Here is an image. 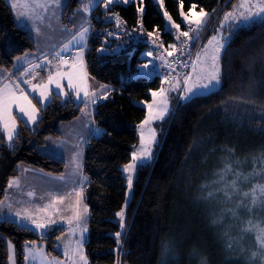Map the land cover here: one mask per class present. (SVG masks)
<instances>
[{"label":"trees","instance_id":"1","mask_svg":"<svg viewBox=\"0 0 264 264\" xmlns=\"http://www.w3.org/2000/svg\"><path fill=\"white\" fill-rule=\"evenodd\" d=\"M235 1L192 0L206 10L217 9V13L230 10ZM82 3L83 0H68L64 20ZM138 6L144 7L143 29L138 23ZM188 7L189 0H184V10ZM165 8L180 23L178 0H165ZM162 12L158 0H135L113 3L107 9L99 7L92 16L86 54L88 70L111 89L109 99L95 106L96 123L108 134L94 135L85 147L84 173L90 179L85 193L90 212V264H114L117 260L115 233L120 227L115 213L124 206L127 194L123 165L130 161L139 140L137 125L147 112L143 101L150 99V90L159 88L162 78L160 74L153 78L134 74L145 61L144 51L157 50L147 38L148 31L159 28L165 44L173 42L176 33L167 26ZM111 13L118 14L126 26L125 33L116 40L107 35L108 29L117 28L108 21ZM210 23L211 20L201 39L211 33ZM198 46L199 41L193 53ZM35 47L31 32L18 24L9 1L0 0V66L11 70L16 57ZM103 47H119V51L106 52ZM222 64V87L214 94L176 104L160 124L156 156L138 168L127 231L122 235L123 263L234 264L227 259L233 248L226 240L225 228L217 229L211 221L224 212L216 203L230 201L235 207L245 197L238 192L226 199L219 192L207 198V192L223 188L217 182L226 164L241 174V180L248 177V183L259 175L255 172L264 175V17L234 31ZM37 106L41 118L36 126L25 127L17 116L20 131L12 147L2 135L0 190L6 188L9 177L18 174L20 163L52 173L66 169L65 160L46 155L39 147L48 136H60L61 123L78 117L83 104L73 96L63 99L54 95L47 105ZM232 178L227 177L229 181ZM242 184L245 191L249 190ZM244 207L247 208L237 206L236 212H245ZM55 235H40L13 219L0 218V264H9V239L15 243L18 264H25L27 242L46 241L48 250L58 253ZM249 252L245 253L247 264Z\"/></svg>","mask_w":264,"mask_h":264},{"label":"snow or ice","instance_id":"2","mask_svg":"<svg viewBox=\"0 0 264 264\" xmlns=\"http://www.w3.org/2000/svg\"><path fill=\"white\" fill-rule=\"evenodd\" d=\"M116 0H103L105 8L115 3ZM121 3H129L131 0H120ZM231 2V0H228ZM61 0H12L11 8L19 10L18 17L25 18L29 21H42L46 19V13L55 7H59ZM142 3V0H139ZM92 0H87L83 4L82 12L88 13L91 9ZM159 7L163 10L162 15L170 29H174L176 35L174 42L167 43L161 39V30L155 28L146 33L147 38L152 45L159 49L155 59L161 62V67L169 70L167 75H163L159 88L150 90V99L143 101L147 112L143 120L137 125L139 132V146L131 152V159L123 165V172L127 173V188L133 187V173L137 167L146 160H150L153 156V148L157 143V133L152 125L156 121H162L167 118V115L172 112L169 95L173 92H178L177 104L190 102L194 98L203 97L214 94L215 91L222 87L223 82V64L227 49L230 47L232 34L224 35V26L228 22L238 26L242 23L254 21L257 17H264V0H237V3L232 4L230 11H224L219 19V26L214 28L206 37V42L198 46L195 56L192 55V47L197 45L201 40V35L208 27V22L213 14L217 13V9H208L199 7L198 3L189 0L187 11L184 10V0H178V16L180 23H177L169 11L165 8V0H158ZM198 9V10H197ZM137 11L144 12L143 7L137 8ZM115 17L116 26L119 27L121 18L116 13H111ZM87 23V21H85ZM141 29H143L142 19L138 21ZM181 24L185 25V29L181 28ZM75 28V25H74ZM35 31L39 34L41 28L35 26ZM90 27H85L81 24L76 29L68 43L63 44L60 51L55 53V65L53 60L48 56L42 57V63H33L29 61L28 56L32 53H25L23 56L16 57V61H25L27 66L23 71H12L7 68H0V126L3 132L6 133L8 146L12 147L13 142L19 136L17 126V115L19 114L27 127L29 124H36L40 117L41 109L37 104H45L49 101L53 93L69 97L74 94L75 99L84 106L79 109L81 116L76 117L78 121H84L87 118V123L84 127H89L94 123V112L89 111L90 106H95L100 100H107L110 96L108 85L98 84L93 85L90 81L94 80L86 71L85 62L83 59V48H78L74 53H69L72 60H65L63 53L67 51L73 41L84 42ZM108 35H113L109 32ZM147 57H153V52L149 51L145 54ZM152 63L148 60L147 63L139 65L141 69H147ZM48 66L47 75L41 76L37 69H44ZM16 65L13 64V69ZM177 69H189L188 71L180 72ZM39 82H34V81ZM65 82L67 89L65 91ZM54 86V88L52 87ZM35 100V102H34ZM99 134L103 130L100 128L92 129ZM107 135L108 133H104ZM4 137L0 136V140ZM82 138L71 145L70 165L73 170V175L76 179L72 182L70 191H65L63 194L57 192H46L43 195L37 196L35 190H29L27 197L32 198L27 201L21 200L16 202L19 204L15 207L14 203L9 201L12 197L9 191L12 189L22 188V178L20 176H11L6 182V188L0 190L3 192V199H0V212L6 206L10 213L19 218L21 222L30 224L33 229L45 230L52 225L61 221H66L69 226L67 236L61 233L56 239H64V257L61 260L58 257L47 258L43 248L35 241L27 242V255L24 259L30 257L35 258L40 256L45 264H89L88 257L84 252V233L87 231V218L89 214L88 204L85 203V193L87 185L90 183L88 176L83 175V145ZM67 167V166H66ZM27 171V169H25ZM42 171V170H41ZM232 175L233 178L229 181L227 177ZM219 181L224 185L223 188H217L215 192H207V198H213L216 193L222 192L226 199H231L232 195L239 191L238 184L241 178L239 172H234L230 164H226L219 172ZM56 179L64 181L65 174H60ZM247 179V177H244ZM207 186H205L206 188ZM244 197L251 196L252 204L255 205L258 201H264V184L256 185L250 192L243 194ZM233 216L236 215L235 209H226ZM119 218L118 223L120 229L125 228V208L115 213ZM220 221V218L214 220L213 223ZM251 224V222H249ZM256 232V242L258 245L257 251L251 253L250 261H259V264H264V227L259 225H251L244 231ZM77 233L79 234L77 236ZM121 231H117V246H120ZM74 237L75 239H69ZM9 247L14 246L8 242ZM9 260L15 264L14 256H9ZM203 264V262H202Z\"/></svg>","mask_w":264,"mask_h":264},{"label":"rangeland","instance_id":"3","mask_svg":"<svg viewBox=\"0 0 264 264\" xmlns=\"http://www.w3.org/2000/svg\"><path fill=\"white\" fill-rule=\"evenodd\" d=\"M98 1H101V0H92L90 11L88 13H84V12L81 11V9L83 7V4L87 3V0H83L82 5H80L78 7V9H77L78 12H79L78 13V17L76 19H74V21H73V18L75 16L74 15L75 12L71 13L68 16V18H67L68 20H66L65 22H66L67 27L71 28V32L72 33H74L76 31V29L79 27V26H76V25H77V23L81 24V22H82L81 19L83 18L84 15H87V19H88V16H90L91 11H93L95 9V6L97 5ZM132 1H135V0H131V2ZM117 2L121 3L120 0H116L115 3H117ZM235 3H237V0L234 2V4ZM143 9H144V7H143ZM230 10H227V11H230ZM16 11L18 12L19 10H16ZM142 15L140 16L141 19H142ZM222 16H223V13H216L214 18L210 19L211 23L209 25V29L213 30L214 28L218 27L219 26V19L217 17H222ZM90 18H92V16ZM260 18H262V17H257L256 19H260ZM20 20H21V17H20ZM114 20L115 19H113V17L110 14V16L108 17V21H110L111 24H112L114 22ZM210 20H209V22H210ZM91 22H92V20H91ZM248 23H250V22H248ZM248 23H242V24H239L238 26H236V24H234V23L230 24V23L226 22L225 26H224V35L227 36L230 33L233 35L234 31L237 28H239L241 26H244V25H247ZM74 25H75V28H74ZM85 42H86V39L82 43L78 42V41H73L72 44L73 45H83ZM205 42H206V39L202 38L199 41V45L202 44V43H205ZM152 49L153 48L146 49L144 51L143 58H145V61L140 63V65H142L144 63H147L148 60H152V63L149 65V67L147 69L139 68V70L135 72L134 77H139L141 75H146L149 78H153V77H155L156 74H159L158 73V69L155 67L154 58L153 57H147L145 55L147 52L151 51ZM102 50L106 51V52L119 51V47H114V49L103 47ZM196 51H197V49H196ZM196 51H195V53H196ZM195 53H194L193 57L195 56ZM169 100H170L171 108L173 109L174 106L177 104L178 92L170 93ZM162 121H156L152 125V127L155 128L156 133H157V143H156V145L153 148V156L151 157V159L144 161L142 164H145V163H148V162L152 161L154 159V157L156 156V146H157V144L159 142V138H160V131H161V125L160 124H161ZM97 128L102 129L101 127H97ZM137 129H138V135H139L140 129L138 127H137ZM102 130L103 131L101 133H99V134H96V136L102 135L104 133V129H102ZM58 142H60V141H56L55 140L54 142H51L50 144H48V151L52 150L53 153H57V151L60 149V146H56L54 148H51V147L54 146L55 144H59ZM83 145H82V147H83ZM138 146H139V140H138L137 144L135 145L134 150H136V148ZM83 155H84V152H83ZM70 156H71L70 152L68 153L67 151H65L64 154H63V157H65V159L67 161V165H68L67 166L68 167L67 168V172L65 174L66 177H68L70 175H73V170H72V167L70 165ZM142 164H140V165H142ZM140 165L137 167L136 171L133 173V187H132V189L129 190L127 188L126 201H125L124 206H123L125 208V228L124 229H120V231L123 234L127 231L128 208H129V205H130L132 197H133L134 181L136 179L138 168L140 167ZM256 173L259 174V175H255V176L253 175L256 179H254L252 183H248V182H250V179H248V177H247V179H242V180L240 178V181H239V184H238V188H239L238 192H240L242 194V196H244L243 193L250 192L251 189L253 187H255L256 185L264 184V175H260L261 172H259V171L255 172L254 174H256ZM83 175H85V174L83 173ZM124 175L126 176V179H127V175L128 174L124 172ZM73 181L70 180L69 183H65L61 187L56 185L55 189H54V192H57L58 194H63L65 191H70ZM242 183L247 185L249 187V190L247 188L246 191H245V189H243V187H242L243 186ZM242 189H243V191H242ZM85 203L88 204V202L86 200V195H85ZM217 205H218V208H221V210H223L224 212H223V215H218L216 218L213 219V221H214V220H217L218 218H220V221L217 222V223H214V226H216L217 229H220V230L222 228H225L224 229V233L227 234L226 240H228L227 242H230L231 248H233V249H231L230 257H228L227 259H232L234 264H247L245 253L249 250L250 252L248 253V255H251L252 252L257 251L258 245H257L256 239H255V236H256L255 230H253V231H244V229L251 227V225H259L260 227H264V201H258L255 205H253L252 201H251V196H249V197H245L244 199H240V201H238L236 203L235 207L233 206L234 204L230 203V201L226 202V203H218V204L216 203V206ZM239 205L247 206V208L244 207L245 208V212L241 213V212L237 211L236 215L233 216L231 212L225 211L226 209H235ZM18 206L19 205H14V210H15V207H18ZM88 207H89V205H88ZM8 213L13 218H15L14 221L18 222L21 225H24V226H27V227H30L31 229H33V227L30 224H27L26 222H21L19 220V218L15 217L12 213H10L9 211H8ZM89 215H90V212H89L88 218H87V231L84 233V237H83V239H84L83 247H84V252H85V254L88 257V261H89V264H90L91 263V259H90L89 255L87 253V242H88V239H89ZM117 220H119L118 217H117ZM213 221H211L212 224H213ZM249 222H251V224ZM33 230H35L40 235H48L50 233H56L55 237L57 238L58 236L61 235L62 232L65 233V236H67V233L69 231V226L67 225L66 221H61V222H58L57 224L52 225L50 228L45 229L43 231L42 230H38V229H33ZM78 235L79 234L77 233V236ZM69 239H73L74 240L75 238L74 237H69ZM119 239H120V246H119V249H118V246L116 248L117 260H116V262L114 264H129V263H123V261L121 259L122 236ZM9 241L14 246L13 248H10L9 244H8L9 256L10 255L14 256L15 264H18V257H17V251H16L15 243L11 239H9L8 242ZM35 242L37 243V245H39L41 248H43L44 252L46 253L47 258L58 257L61 260L65 259V257H64V243H65V240L64 239L57 240L56 249L58 250V253H54V252L49 251L48 250V243L46 241L42 240V241H35ZM29 246L30 245H28V243H26V245H25V255L28 254L27 253V247H29ZM257 262L259 264L258 260H257ZM9 264H13V262L11 260H9ZM25 264H45V261L42 260L39 255H37L34 259L30 257L28 260H25ZM249 264H257V263L250 261Z\"/></svg>","mask_w":264,"mask_h":264},{"label":"crops","instance_id":"4","mask_svg":"<svg viewBox=\"0 0 264 264\" xmlns=\"http://www.w3.org/2000/svg\"><path fill=\"white\" fill-rule=\"evenodd\" d=\"M8 1L10 4L12 3V0H8ZM67 4H68V0H61L59 7H55L45 14L46 19L42 21H35V22L29 21L22 17L20 20V17L17 16V11L14 10L18 24L28 29L31 32L35 40L36 47L33 50L26 52V53H32V55L28 56L27 58L29 61H32L33 63H42L43 62L42 57L46 55L48 56L49 59L53 60V66L55 65V62H56L54 59L55 53L57 51H60L63 44L68 43V41L71 40L72 35L75 34V32L74 33L71 32L70 27H67L66 22L64 20V15L66 12ZM99 7L104 8L103 0L98 1L97 5L95 6V9L91 11L90 16H88V19H87V15H84L83 18L81 19L82 20L81 24H84L85 27H90V31L86 37V42L83 45H73L72 44V46L63 53V55L65 56L66 54L76 52L78 48L82 47L83 48V59L85 62L86 71L90 77L92 76L88 70L87 59H86L87 49L89 46L91 26H92V22H91L92 18L90 17L93 16L94 12ZM77 9L75 10V14H74L75 16L73 18V21L74 19L78 17L79 12ZM104 9H107V8H104ZM85 21H87V23H85ZM81 24L77 23L76 26H80ZM35 26H39L41 28V32L39 34L35 31ZM153 50L154 48L151 51L154 52ZM24 54H22L21 56H23ZM64 59L67 60L65 57ZM15 65H16V68L15 69L12 68L11 70L16 71V72L23 71V68L27 66L25 61H19V62L16 61ZM0 68H4V67L0 66ZM47 70H48L47 65H45L44 69H37V71L41 73V76H46ZM34 82H39V81L37 80ZM90 83L93 85L105 84L95 78L94 80L90 81ZM105 85H108V84H105ZM52 87L54 88V86ZM109 89H111L110 86H109ZM65 91H69L67 89L66 82H65ZM54 95H56L55 92L53 93V96ZM59 96H61L63 99H67L70 96H73L75 99L74 94H70L69 97H64L62 95H59ZM52 98L42 105H47L52 100ZM77 102L80 103L79 101ZM95 106H90L89 108V111L94 112V123L92 125H90L89 127L83 126L84 123H87V118H85L83 122L78 121L76 118L69 120V121H64L60 125L61 135L60 136H52V135L48 136L45 143L40 145L39 150L46 155L58 157L66 161L65 157H63L64 152L67 151L68 153L70 152L71 154V145L76 143L78 139L82 138L84 141L83 143L84 144L83 145V152H84L83 173H84L85 147H86L87 142L94 135L97 134L92 130L98 127L96 120H95ZM14 114L19 116V114L15 111V109H14ZM40 116H41V113H40ZM79 116H81V114ZM36 124H29V126H36ZM17 126H18V119H17ZM2 135H4L6 138V133L3 132V128L2 126H0V136ZM55 140L60 141V142H58L59 144H55L51 148L60 146V149L57 151V153H53L52 150L48 151V144H50L51 142H54ZM66 166H68L67 161H66ZM67 168L68 167H66L63 174H66ZM18 169H19V172L15 176L18 175L22 178V188L12 189L9 191V195L12 197V199L9 202L14 203V205H19L16 203L18 201H21V200L27 201L29 199H32V198L27 197L28 190H35L37 192V196H40L46 192H54L56 185L61 187L65 183H69L70 180L73 181L74 179H76L74 175H70L66 177L64 181H61L59 179H56V177H58L62 173L48 172L41 168L26 164V163H20L18 165ZM25 169H27V171H25ZM8 211L9 210L5 206L3 211L0 212V218H9V219L15 220V218L9 215Z\"/></svg>","mask_w":264,"mask_h":264},{"label":"built area","instance_id":"5","mask_svg":"<svg viewBox=\"0 0 264 264\" xmlns=\"http://www.w3.org/2000/svg\"><path fill=\"white\" fill-rule=\"evenodd\" d=\"M112 17H113V19H115V17H114L113 15H112ZM113 23L116 24V21L114 20ZM181 28L186 30V28H184V27H181ZM125 31H126V26H125V25L123 24V22L121 21L120 26L117 27L116 29H108V31H107V35H108L109 32L113 33V35H108V38H109L110 40H116V39H118V38L120 37V35L123 34ZM175 35H176V33H175ZM174 37H175V36H174ZM173 42H174V41H173ZM192 48H193V47H192ZM158 51H159V50H158ZM158 51H157L156 55L158 54ZM191 51H192V49H191ZM156 55H155V56H156ZM192 55H193V51H192ZM64 57H65L67 60H69V61L72 60V56H71L70 54H66ZM155 60H156L157 69H158L160 72H162L164 75H167L168 72H169V70H168L167 68H163V67H161V66H160V65H161V62H160L158 59H155ZM177 70L180 71V72L182 73V72H184V71H188L189 69H177Z\"/></svg>","mask_w":264,"mask_h":264}]
</instances>
